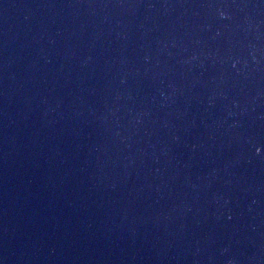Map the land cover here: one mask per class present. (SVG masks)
Here are the masks:
<instances>
[{
    "label": "water",
    "instance_id": "1",
    "mask_svg": "<svg viewBox=\"0 0 264 264\" xmlns=\"http://www.w3.org/2000/svg\"><path fill=\"white\" fill-rule=\"evenodd\" d=\"M0 264H264V0H0Z\"/></svg>",
    "mask_w": 264,
    "mask_h": 264
}]
</instances>
